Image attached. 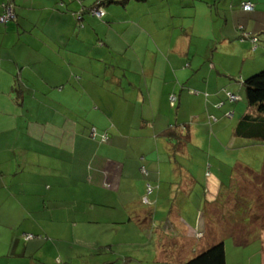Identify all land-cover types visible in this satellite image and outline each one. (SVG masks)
Masks as SVG:
<instances>
[{
	"label": "crops",
	"instance_id": "obj_1",
	"mask_svg": "<svg viewBox=\"0 0 264 264\" xmlns=\"http://www.w3.org/2000/svg\"><path fill=\"white\" fill-rule=\"evenodd\" d=\"M100 1L103 20L87 13ZM120 1L0 0V15L5 4L16 12L0 24V264H114L93 254L98 244L89 253L74 245L97 243L98 224L116 222L102 210L122 202L123 221L140 218L133 210L148 186L179 188L178 179L193 190L204 183L214 204L227 186L224 154L255 146L235 125L264 120L243 102V82L264 70V0ZM207 159L203 182L197 167ZM248 166L236 167L256 178L263 201L264 173ZM186 225V241L205 239L196 218Z\"/></svg>",
	"mask_w": 264,
	"mask_h": 264
},
{
	"label": "rangeland",
	"instance_id": "obj_2",
	"mask_svg": "<svg viewBox=\"0 0 264 264\" xmlns=\"http://www.w3.org/2000/svg\"><path fill=\"white\" fill-rule=\"evenodd\" d=\"M250 139L249 142L255 146L247 150L227 151L219 163L225 172L220 173L219 177L227 186L216 203L208 206L204 183H200L195 190L188 188L181 179L177 180L179 188H176L174 181L173 185L164 181L160 188L150 185L152 192L156 191L154 198L148 195L147 188L142 205L135 203L134 206L133 212L140 218L123 221L125 209L120 202L117 209L102 210L105 217L111 214L116 222L98 224L101 235L97 243L87 239V243L77 241L74 245H79L77 249L80 253H89L92 246L98 244V249L93 254H97V258L102 260L111 258L114 264L117 259L119 264H185L211 246L223 242L227 264H264V200L258 204L260 199L252 187L257 185L254 184L256 178H251L249 172L240 173L242 169L240 171L236 167L238 162H244L249 165V169H254L252 173H264V140L257 137ZM177 163L188 168L179 158ZM210 165L214 164L207 159L201 161L197 167L198 173L204 177L203 182L210 174L206 173L210 171ZM245 190L248 192L245 193ZM239 192L246 195H240ZM207 207L216 214L211 218V223L208 220ZM253 207L255 216L251 217ZM195 218L198 225L192 228L198 233H204L205 239H200L203 235H195L197 239L186 241V231L188 230V236L192 233L186 224L194 222ZM255 219L258 223L251 224ZM69 225L71 230L68 232L78 237L81 227L76 232L73 230L76 228L75 224L69 222ZM92 229H96V225ZM242 230L248 233L244 240L236 243L234 240L239 239ZM87 234L90 232L87 231ZM109 245L114 248H108ZM111 250H115L116 254ZM160 252H163V259L160 258ZM128 257L131 258L130 261H126ZM96 262L101 260H95L93 264Z\"/></svg>",
	"mask_w": 264,
	"mask_h": 264
},
{
	"label": "trees",
	"instance_id": "obj_3",
	"mask_svg": "<svg viewBox=\"0 0 264 264\" xmlns=\"http://www.w3.org/2000/svg\"><path fill=\"white\" fill-rule=\"evenodd\" d=\"M131 1L143 2L145 0H122L120 1V4L124 6L128 2H131ZM101 3L104 6L105 3L104 2H101ZM95 5L90 7L87 10L88 11L87 13L91 14L93 9L95 8ZM7 6L12 7L13 13L15 16L14 19L9 20L8 22L14 21L16 19V12H15L14 4L12 5L11 3V4L3 5L4 8ZM60 7H64V4L60 3ZM84 12L85 10H83V13ZM3 13H4V10H3ZM3 13L1 15H3ZM73 15L75 16V19L77 21H80L82 19L81 13L80 14L74 13ZM104 18L99 19V20H103ZM243 85L245 88V99H246L248 106L252 109H255L256 112L259 114V116L263 117L264 119V70L246 79L243 82ZM174 132H175L174 127H171L165 132V135L171 136L174 134ZM235 135L241 138L250 139L253 137H257L259 139L262 138L264 140V120L258 122L257 118L252 119L251 116L245 117L244 120L240 122L235 128ZM259 201L260 200H258V202ZM130 260H131L130 257L126 258V261H130ZM185 264H227L226 249H225L224 243L221 242V243L211 246L210 248H208L207 250L203 251L198 256H196L194 259L186 262Z\"/></svg>",
	"mask_w": 264,
	"mask_h": 264
},
{
	"label": "built area",
	"instance_id": "obj_4",
	"mask_svg": "<svg viewBox=\"0 0 264 264\" xmlns=\"http://www.w3.org/2000/svg\"><path fill=\"white\" fill-rule=\"evenodd\" d=\"M242 8H243V10L245 12H252L254 10V6H253V4L251 2H244L242 4ZM91 14L93 16H95L96 18H98V19H102V18L105 17L106 12H105L104 6L102 5L101 2L96 3L95 8L91 12ZM14 18H15V16H14L12 7L7 6V7L4 8L3 15L0 16V23L1 24H6L9 20L14 19ZM243 39L245 40V39H251V38L249 37V35L246 34V35H244ZM251 40L254 43H256L258 41L256 38H252ZM228 99H229V101L231 103H236V102H238V101L241 100V98L239 96L233 95V94H229L228 95ZM176 101H177V98L176 97H171V103H172V105H174V103ZM227 117L232 118L233 117V113L227 114ZM212 120L215 121L216 119H213L212 118ZM91 137H92L93 140H96L97 139V132H96L95 129H93V131L91 133ZM108 139H109L108 135L107 134H104L102 136L101 141L105 143V142L108 141ZM152 191L153 190H152L151 186H148V195H150L152 193ZM33 238H34L33 235H27L26 236V239L27 240L33 239Z\"/></svg>",
	"mask_w": 264,
	"mask_h": 264
}]
</instances>
